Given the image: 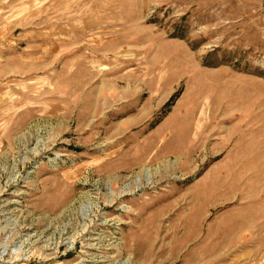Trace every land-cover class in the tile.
<instances>
[{
  "label": "rangeland",
  "instance_id": "rangeland-1",
  "mask_svg": "<svg viewBox=\"0 0 264 264\" xmlns=\"http://www.w3.org/2000/svg\"><path fill=\"white\" fill-rule=\"evenodd\" d=\"M0 264H264V0H0Z\"/></svg>",
  "mask_w": 264,
  "mask_h": 264
},
{
  "label": "crops",
  "instance_id": "crops-1",
  "mask_svg": "<svg viewBox=\"0 0 264 264\" xmlns=\"http://www.w3.org/2000/svg\"><path fill=\"white\" fill-rule=\"evenodd\" d=\"M71 24L72 28L69 29L70 32L68 31L67 36L61 38H66L72 40L73 42H79L82 38L89 39V35L94 33L103 34L101 36L106 37L107 33L108 35L112 33V26L114 23L112 17H106L101 11L97 12L95 9L93 10V13L89 14L87 18L74 17V19L71 21ZM98 37H100V35Z\"/></svg>",
  "mask_w": 264,
  "mask_h": 264
}]
</instances>
